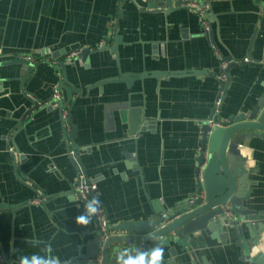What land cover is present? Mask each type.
Here are the masks:
<instances>
[{
	"label": "crops",
	"instance_id": "obj_1",
	"mask_svg": "<svg viewBox=\"0 0 264 264\" xmlns=\"http://www.w3.org/2000/svg\"><path fill=\"white\" fill-rule=\"evenodd\" d=\"M196 1L208 5L215 48L197 12L184 5L164 13L143 11L131 0H0L4 264H19L22 254L43 255L49 244L67 262L92 237L93 222L75 223L83 213L73 191L78 169L53 102L56 87L70 116L67 130L77 131L84 176L96 183L94 197L99 194L110 226L150 221L163 214L160 209L170 213L196 194L200 124L220 87L214 51L243 61L229 70L220 119L254 107L264 92V0ZM116 37L115 54L110 50ZM100 43L108 49H93ZM85 47L86 56L81 51L64 62ZM27 56L32 67L17 62ZM185 70L209 74L134 78L129 85L119 76ZM64 75L77 93L62 82ZM114 77L118 81L109 80ZM242 153L252 183L246 205L264 210V143H243ZM37 192L41 204L33 202ZM235 241L232 232L220 240L198 231L189 235L186 249L164 247L165 262L191 264L194 253V264H243ZM244 243L250 255L264 258V229L252 238L246 232ZM170 247L177 256L169 254Z\"/></svg>",
	"mask_w": 264,
	"mask_h": 264
},
{
	"label": "water",
	"instance_id": "obj_2",
	"mask_svg": "<svg viewBox=\"0 0 264 264\" xmlns=\"http://www.w3.org/2000/svg\"><path fill=\"white\" fill-rule=\"evenodd\" d=\"M131 1L140 6L143 11L168 13L182 6L186 0ZM139 1L143 4L142 7ZM206 18L207 20L210 19L208 12ZM204 35L208 38L210 44L215 47L212 30L205 31ZM117 40L118 38L116 37L114 46L110 50L115 54L117 53ZM102 48L108 49L107 47ZM89 52V47L83 48L82 57ZM224 60L228 64L224 70L226 81L219 87V93L222 94L221 102L218 107H213L207 119L200 124L201 140L195 173L199 178L196 193L201 195L183 201L173 211L167 213L165 223H163L164 220L159 214L150 221L121 222L114 226L107 224L104 232L101 229L94 228L90 232L92 237L87 242L85 249L81 250L72 259H69L67 264H116V250L126 246L149 249L154 247L156 243H161L164 247L175 243L186 249L189 245V235L198 231H204L207 235L214 236L220 240H227L229 233L232 232L236 237L235 244L240 249V261L243 264H264L262 255H250L244 243V234L246 232L252 238L254 234H258L264 229V210H255L248 208L246 205L249 200L252 183L248 179L245 167L246 159L242 153L243 143L248 144L255 139L264 143V92L258 97L254 107L230 116L226 125H212V123L220 122L219 111L223 95L230 84L229 70L231 67L243 63V61L235 60L231 56L224 58ZM17 62L32 67V63L25 58ZM64 66V62H61L62 71H64ZM187 74L200 76L209 73L203 70H185L155 73L142 72L140 75L119 73V76L121 80L123 79L129 85L134 78L150 76L158 79L168 75L182 76ZM109 80L118 81V77ZM62 82L74 90L75 93L78 92L69 85L65 75ZM68 96L70 97V94ZM53 102L61 111V122L64 127V134L67 137L66 143L69 144L70 149L74 152L72 163L78 166L84 175L85 170L78 156L80 148L75 143L76 128L72 127L70 131L67 130V127L71 124L70 116L69 114L67 115L66 127L62 118V111L66 108H61V100L58 101L53 98ZM36 104L35 108L38 107V103ZM15 150L17 149L15 148ZM224 205L230 206L233 217H224L222 213V206ZM159 212L164 213V210L160 209ZM169 254L172 257L177 256L176 248L170 247ZM190 255L193 259L191 264H194L196 257L194 253ZM4 263L0 251V264Z\"/></svg>",
	"mask_w": 264,
	"mask_h": 264
},
{
	"label": "built area",
	"instance_id": "obj_3",
	"mask_svg": "<svg viewBox=\"0 0 264 264\" xmlns=\"http://www.w3.org/2000/svg\"><path fill=\"white\" fill-rule=\"evenodd\" d=\"M118 2L122 1V0H117ZM184 6L194 9L198 16H199V21L201 24V27L203 29V31H209L210 29V24L209 21L206 18V14L208 12V5L207 4H202L200 5L199 3H197L196 0H186L185 3L183 4ZM102 47V43H100V45H96L95 48L93 49H98ZM213 47V46H212ZM215 48V47H214ZM82 48H79L77 50H74L72 52H70L68 55H66V57L64 58V62H70L73 59L77 58L79 56V54L81 53ZM215 55L217 56L218 60L220 61V72L219 74L216 76L217 81L219 83V85L221 86L225 81H226V75L224 73V70L227 67L228 62H226L224 60V57H222L216 50L214 51ZM25 59L32 61L30 56L24 57ZM221 93H218L215 99V103H214V107H218V105L221 102ZM53 98L57 99L58 101L61 100V95H60V91L59 88L56 87L53 91ZM216 112H218L217 110H215ZM68 112L67 109L63 110L62 112V118L63 121L65 123L66 126V118H67ZM228 122V119L222 118L220 119V122L218 123H212V125H216V126H223L226 125ZM67 127V126H66ZM76 168L78 169V176L76 179V182L73 186V191L77 197L78 203H79V207L83 210V212L85 211L84 205L87 202V200H90L94 197V193L97 190V185L94 182H90L88 181L85 176L81 173L80 169L78 166H76ZM38 193V198L36 199V201H33L36 204H41V195L39 192ZM201 194L196 193L192 196V198H196L198 196H200ZM222 213L224 215V217L226 218H231L232 216V212L230 210V206L229 205H224L222 206ZM161 218L164 220L163 223H165V219L167 218V213H163L161 215ZM94 228H98L101 229L103 232L108 224L105 212L103 210V208L101 207L100 212L97 214V216H94L92 219ZM106 238V237H105ZM104 238V239H105Z\"/></svg>",
	"mask_w": 264,
	"mask_h": 264
},
{
	"label": "clouds",
	"instance_id": "obj_4",
	"mask_svg": "<svg viewBox=\"0 0 264 264\" xmlns=\"http://www.w3.org/2000/svg\"><path fill=\"white\" fill-rule=\"evenodd\" d=\"M102 201L99 199V194L93 197L84 205L85 211L76 217L77 225L86 227L91 222L94 216L101 210ZM43 255H19V264H67L66 261L55 255L51 245H46L43 249ZM16 252V249H13ZM116 264H166L165 248L161 243H156L154 247L142 249L140 247L126 246L116 250Z\"/></svg>",
	"mask_w": 264,
	"mask_h": 264
}]
</instances>
